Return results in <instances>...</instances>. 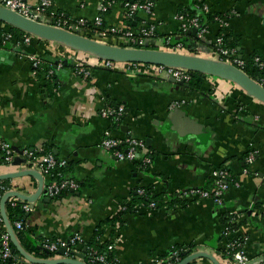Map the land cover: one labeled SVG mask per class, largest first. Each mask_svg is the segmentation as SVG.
<instances>
[{
    "label": "crops",
    "instance_id": "1",
    "mask_svg": "<svg viewBox=\"0 0 264 264\" xmlns=\"http://www.w3.org/2000/svg\"><path fill=\"white\" fill-rule=\"evenodd\" d=\"M151 1L152 13L139 11L129 19L123 0H117L104 15L105 24L137 31L144 23H157L160 35L149 41V47L176 50L172 47L180 39L178 14L195 0ZM28 2L37 5L40 0ZM52 2L51 10L73 19L94 21L100 13V0ZM207 2L211 13L228 19L224 32L236 44L238 54L248 63L256 55L264 59V0ZM206 24L207 32L202 36L188 33L187 46L183 44L179 51L214 58L221 27L215 21ZM0 29V140L20 151L49 147L58 158L70 161L68 177L81 185L50 202L40 196L32 203L26 226L33 229L30 236L37 246L47 239L69 240L76 233L85 241L90 239L98 223L116 214L124 203L133 202L138 188L151 187L163 202L156 207L136 204L133 212L123 216L124 223L115 227L118 264H155L156 258L168 256L175 246L185 247L189 254L208 253L220 264H235L224 255L229 238L223 233L222 213L227 211L243 215L237 236L250 257L248 264H264V103L228 79L206 75L194 87H178L164 77L144 74L141 68L125 63L103 68L98 65L101 58L87 52L13 33L4 24ZM7 32L12 37L3 43ZM167 35L173 39L170 47L164 42ZM106 42L118 45L125 39L110 35ZM32 53L43 64L37 75L29 58ZM58 62L64 66L55 69L54 81L45 85L47 71ZM77 62L92 70L89 78L75 73ZM119 104L126 106V113L115 129L101 111ZM108 128L117 136L129 134L144 140L145 151L153 153V164L146 168L141 158L119 161L100 145ZM252 152L255 159L249 163ZM3 158L0 148V174L35 169L22 156L10 163ZM220 166L230 173L223 204L185 195L192 188L210 187L212 173ZM5 180L6 192L30 195L39 187L34 176ZM49 181L44 176V185ZM1 225L5 228L4 221ZM85 249L76 253L85 256ZM62 257L68 256H55ZM189 264L214 262L199 257Z\"/></svg>",
    "mask_w": 264,
    "mask_h": 264
},
{
    "label": "built area",
    "instance_id": "2",
    "mask_svg": "<svg viewBox=\"0 0 264 264\" xmlns=\"http://www.w3.org/2000/svg\"><path fill=\"white\" fill-rule=\"evenodd\" d=\"M117 0H100V13L95 17L94 21H89L85 18H70L64 14V12H59L51 10L53 7L52 0H40L39 4L31 5L28 0H0V4L17 11L18 13L40 21L48 22L54 26L64 28L70 31H77L81 34H91L93 38L101 41H106L110 35H118L125 39V42L130 45V47H145L146 43H149L150 40L157 38L160 35L159 25L154 22L144 23L141 28L137 31L130 28H118V27H108L105 24L104 15L108 12L110 7ZM196 6L200 5V8L210 12L211 8L207 0H195ZM123 5L126 9V16L129 19H133L135 15L139 12L152 13L153 11V2L151 0L139 1V0H123ZM47 17V18H45ZM178 20L180 22V31L188 32L192 28H197V34L199 36L204 35L208 26L202 25L201 18L199 13L195 15H189L186 12H180L178 14ZM217 23L224 30L228 26V19L223 16H216ZM86 32V33H85ZM224 34V33H223ZM223 34L217 37V49H216V58L221 59L225 62L236 65L239 68L244 69L248 62L242 58L235 48H230L225 46ZM12 34L7 32L4 34L1 42L6 43L10 40ZM26 42L30 41L29 36L25 38ZM172 36H165L164 42L165 45L170 47L172 44ZM183 47V43L178 42L174 47L179 51ZM214 57V58H215ZM29 58L32 61L34 66V73L39 74L42 69V61L37 54H30ZM260 70L264 72V59L260 56H254L251 60ZM98 65L103 68H113L115 64L125 63L129 67H133L139 70L141 68L144 74L154 76L156 78L163 77H172L178 81L190 82L193 78V73L188 69L172 67L166 65H155V64H145V63H136V62H114L109 59H100ZM64 66L63 62H58L57 65L51 66L47 71V76L55 73V69H60ZM75 73L87 79L91 76L92 70L82 62H77L74 68ZM264 86V78L259 81ZM126 113V106L119 104L117 106L107 105L102 109L101 115L104 118H107L114 124L115 129H119L124 114ZM1 149L4 155V162L10 163L14 158L19 155L26 159V161L32 165L35 169L39 170L44 176H49L50 181L44 185V190L46 195L52 198L58 197L64 190H78L81 185L75 179L65 177L61 180L54 177L53 171L57 167H63L68 164V159L58 158L53 152L38 154L37 152L40 149L35 148H25L20 152L15 150L11 144L4 140H0ZM100 145L112 152L119 161H130L135 162L141 158V162L147 168L154 162V158L150 154V151L147 152L144 140H140L125 134L123 136H117L113 133V130L108 128L104 131ZM255 159V155L252 152L248 158L247 162L252 163ZM229 170L226 167L216 168L212 173V184L208 188H192L185 191V195L196 196L197 198H211L217 204L221 205L224 202V194L229 187ZM7 191L4 186L0 185V198ZM145 188H138V192L143 194ZM13 203L18 201H24L23 208L27 211H31L33 208L31 204L23 199L18 197H12ZM150 206L156 207L155 202H151ZM126 203H124L119 210L125 209ZM118 210V211H119ZM233 215L231 218V223H239L242 220L243 215L237 211H229ZM0 222L3 223V218L0 217ZM16 226L18 228L22 227V222L17 221ZM120 226H117V228ZM6 230V229H5ZM238 229H231L229 224H226L224 228V234L230 239L227 244L228 254L227 257L234 262L235 264H248L250 257L246 250L243 248V241L237 236ZM235 234V235H234ZM85 242L83 236L79 233H76L69 240L64 238H54L47 239L43 246L46 250L55 253V256L58 254L61 248H66V255L68 257H74V253L78 251V246H82ZM76 244V248L73 245ZM0 258H12L14 257L13 249L11 247V239L7 231L3 233L2 240L0 241ZM110 249L114 248V244L109 247ZM237 248V249H236ZM230 250L232 252L230 253ZM51 257V258H55ZM18 262H22L18 256ZM25 259V258H24ZM97 260L105 261L103 255L96 257ZM26 260V259H25ZM180 257L177 251H173L171 255L166 257L156 258L154 260L155 264H176L179 262Z\"/></svg>",
    "mask_w": 264,
    "mask_h": 264
},
{
    "label": "water",
    "instance_id": "3",
    "mask_svg": "<svg viewBox=\"0 0 264 264\" xmlns=\"http://www.w3.org/2000/svg\"><path fill=\"white\" fill-rule=\"evenodd\" d=\"M0 22L19 28L34 36H38L39 38L58 42L78 51L87 52L101 59H109L114 62H136L179 67L188 69L192 73L199 72L205 75L228 79L237 84L240 88L244 89L250 96L257 99L261 103H264V86L259 83V81L253 79L244 69L218 58L204 57L196 53L193 54L174 50L155 49L149 47V43H146L145 47L116 45L106 41L97 40L77 31H70L54 26L45 21L26 17L17 11L11 10L1 4ZM197 31V28H192L190 31H188V33L196 36ZM164 79L178 87H190L189 82L178 81L172 77H164ZM13 148L17 151H20L17 147ZM22 176L36 177L39 180V187L35 193L30 195L13 190L5 192L1 198V215L6 231L14 245L13 250H16L23 258L32 264H89L88 262L77 257L80 256L85 258V256L80 253H75L74 257L36 258L26 251V249L22 246L15 234L12 223L10 222L6 212V203L8 199L12 197H18L31 203L32 208L34 207L32 203L36 202L40 196H43V199L46 202H50L52 200V197L46 196V192L43 190L44 176L37 169H28L18 172L0 174V181ZM58 253L65 255L66 248H61ZM199 257H207L211 259L214 264H220L212 255L204 252L189 254L176 264H189L192 260Z\"/></svg>",
    "mask_w": 264,
    "mask_h": 264
},
{
    "label": "trees",
    "instance_id": "4",
    "mask_svg": "<svg viewBox=\"0 0 264 264\" xmlns=\"http://www.w3.org/2000/svg\"><path fill=\"white\" fill-rule=\"evenodd\" d=\"M139 1H146V0H139ZM181 12H186L189 15H195V14L199 13L203 26L207 25L206 21H208V20L217 22L216 16H221L220 14H213L211 12H207V11L201 9L200 5L197 7L196 3H193L191 8H188L185 10L183 9ZM0 24H4L5 26H7L8 29L13 33L32 35L26 31H23L19 28L13 27L9 24L3 23V22H0ZM1 32H2V30L0 29V34H1ZM179 34H180V39L178 42H181L184 44V46H187V41H186L185 36L188 34V32L180 31ZM220 34L221 35L223 34L225 46L236 49V44L229 42L228 35H227V33L224 32V30L222 28L220 29L219 35ZM85 35L93 38V36L91 34H85ZM118 45L130 46V45H128L127 42H122V43H119ZM150 46H151V48H155V49L158 48V46L155 44H151ZM244 70L253 79H255L257 81H260L261 79L264 78V72L262 70H260L252 61L244 67ZM203 76H206V75L199 73V72H193V78L189 82L190 86L194 87L197 79L200 77H203ZM46 79L47 80H46L45 85L48 86L51 83L50 80L54 81V74L47 76ZM48 152H53V150L48 147L46 150H44V151L40 150L37 153L43 154V153H48ZM150 154L153 157V153H150ZM70 165H71L70 161H68L67 165H65L63 167H57L56 169H54V171H53L54 177H56L59 180H61L63 178V176L68 177ZM220 167H224V166H220ZM220 167H218V168H220ZM228 179L230 181V176ZM0 185L4 186L5 189L9 188L7 180L0 181ZM69 191L70 190H64L61 193V195H64V194L68 193ZM133 198H134L133 202L131 204H126L125 209L119 210L113 216H110L107 219H105L104 221H101L100 223H98V225L94 229V232H93V235L91 236V238L86 240L85 243L83 244V247L86 248V250L84 252L86 262H88L89 264H118L117 258H116L115 252H114V248H112V249L109 248L111 245L114 244V237H115V233H116L115 227L120 226L124 223L123 216L126 215L127 213L133 212L136 204H138V203L150 204L151 202H155L156 205H159V204H161V201H162V199L160 201V196L155 194L154 191L151 189V187H145V191L143 194L139 193L138 191L134 192ZM170 200H171L170 202L174 201L173 199H170ZM24 203L25 202L21 201V200L16 202V203H13L12 199H9L6 203V212H7V215H8L10 222L12 223V226L14 228V231H15V234H16L18 240L20 241L22 246L26 249V251H28L31 255H33L36 258L54 257L55 253L50 252L49 250H46L43 246V244L46 240H44L42 242L41 246H37L35 241L32 240L30 234L33 233V229L26 226V220H27L29 214L31 213V211H27L23 208ZM232 217H233V215L230 214L228 211L222 213L223 222L226 224H229L231 229H238L243 221H240L239 223H231ZM17 221L22 222L21 228H18L16 226ZM1 224H2V222H0V241L2 240L3 233H5V231H6L5 228ZM106 226H110L108 228V230H107ZM229 241H230V239L228 240V242ZM75 246H76V244L73 245L74 248L77 247V246L76 247ZM11 247H12V249L14 248V245L12 242H11ZM83 247L78 246V249L79 248L81 249ZM185 249L186 248L183 246H175V248L168 255H171L173 251H177L178 255L180 257V260H182L189 255L188 250L185 251ZM231 252H232V250H230V253ZM228 253H229L228 249H225L224 255H227ZM13 254H14V257H12V258L11 257L10 258H0V264H32V263L28 262L27 260H25L16 250L15 251L13 250ZM99 255H103L105 257V261L97 260L96 257ZM17 256L20 259H22L21 263L18 262L19 260H18Z\"/></svg>",
    "mask_w": 264,
    "mask_h": 264
}]
</instances>
